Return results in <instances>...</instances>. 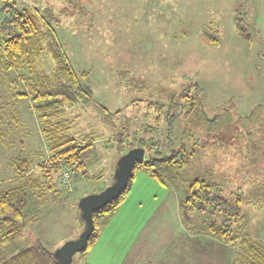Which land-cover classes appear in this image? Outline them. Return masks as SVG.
I'll return each instance as SVG.
<instances>
[{
	"label": "rangeland",
	"instance_id": "obj_1",
	"mask_svg": "<svg viewBox=\"0 0 264 264\" xmlns=\"http://www.w3.org/2000/svg\"><path fill=\"white\" fill-rule=\"evenodd\" d=\"M10 1L58 16L67 56L77 74L87 72L81 82L92 91L89 102L65 107L70 134L92 144L83 150L87 176L71 173L72 191L63 189L57 172L52 189H27L23 233L0 243V260L38 240L54 252L76 238L78 200L109 185L129 146L144 147L145 159L141 139L155 141L152 149L163 154L182 148L195 155L183 169L162 174L164 184L136 169L127 198L88 254L76 252L71 264H233L238 243L208 229L222 213L180 210L185 183L194 177L214 182L234 203L239 199L240 235L264 246V0H79L74 16L58 15L68 0ZM235 11L249 40L238 33ZM1 64L0 58V190L19 179L12 165L19 152L42 179L37 166L49 157L33 104L16 96L26 92L21 73ZM39 66L53 69L46 54ZM191 81L202 86L204 103L189 115L182 104L169 131L167 97ZM150 102L165 107L158 112ZM101 107L112 115L107 120Z\"/></svg>",
	"mask_w": 264,
	"mask_h": 264
},
{
	"label": "trees",
	"instance_id": "obj_2",
	"mask_svg": "<svg viewBox=\"0 0 264 264\" xmlns=\"http://www.w3.org/2000/svg\"><path fill=\"white\" fill-rule=\"evenodd\" d=\"M3 1L0 6L1 65L6 70L15 69L21 73L26 92L16 93V96L27 98L33 104L41 133L47 142L49 157L37 166L43 179L31 174L32 160L23 152H19L13 159V171L19 179L11 187L0 190V243L22 235L28 188L35 192L52 189L55 184L52 174L58 171L60 165L70 170L73 177L78 174L87 176L83 150L92 144L90 137H86L84 144L70 134L71 122L66 118L65 107L89 102L92 99V91L81 82L87 72L77 74L67 56L64 43L57 33L58 16L50 9L43 14L35 7L18 8L10 0ZM81 7L79 0H68L58 15L74 16ZM234 22L240 36L249 40L250 34L242 24L239 12L235 11ZM204 38L211 43L216 42L210 35H205ZM43 54L50 57L53 63L50 73L44 72L39 66ZM201 91L202 86L197 81L183 83L179 92L171 91L166 106L169 131L182 104L188 106L185 115H189L197 103H204L200 100ZM147 105L156 107L158 112L165 107L161 103L150 102ZM101 110L106 120L112 116L105 107H101ZM122 128L124 131L129 130V122L124 123ZM128 135L129 133H125L124 136ZM119 141L123 142L122 139ZM140 145H146L148 155L143 161L135 162L127 186L119 196L111 203L93 211L94 230L88 239L87 247L80 251L81 255L88 254L107 225L108 218L127 198L136 169L149 170L155 180L164 184L162 174L183 169L189 158L195 155L194 149L186 151L182 148L170 149L168 153L163 154L157 147L152 149V146H156L152 140L148 143L141 139ZM185 189L186 195L180 205L181 212L191 210L217 215L222 213L220 222H210L208 229L211 234L225 242L238 243L239 251L233 264H264V248L250 237L240 235L239 199L234 203L220 194L214 182L200 177L187 181ZM77 210L82 230L84 222L80 218L79 209ZM42 245L38 240L35 244L0 260V264H57L52 252Z\"/></svg>",
	"mask_w": 264,
	"mask_h": 264
},
{
	"label": "water",
	"instance_id": "obj_3",
	"mask_svg": "<svg viewBox=\"0 0 264 264\" xmlns=\"http://www.w3.org/2000/svg\"><path fill=\"white\" fill-rule=\"evenodd\" d=\"M145 148L132 147L116 160L112 181L97 193L82 196L78 202L80 218L84 222L83 229L76 238L69 239L61 247L52 252L57 264H71L72 257L87 247L88 239L94 230L93 211L111 203L126 188L135 162L144 160Z\"/></svg>",
	"mask_w": 264,
	"mask_h": 264
},
{
	"label": "built area",
	"instance_id": "obj_4",
	"mask_svg": "<svg viewBox=\"0 0 264 264\" xmlns=\"http://www.w3.org/2000/svg\"><path fill=\"white\" fill-rule=\"evenodd\" d=\"M57 173L61 178L63 189L68 192L72 191L71 172L64 165H60Z\"/></svg>",
	"mask_w": 264,
	"mask_h": 264
},
{
	"label": "crops",
	"instance_id": "obj_5",
	"mask_svg": "<svg viewBox=\"0 0 264 264\" xmlns=\"http://www.w3.org/2000/svg\"><path fill=\"white\" fill-rule=\"evenodd\" d=\"M114 167H115V165H114ZM113 169H114V168H113ZM113 169H112V170H113ZM111 174H112V173H111ZM249 237H250V236H249ZM250 238H251V237H250ZM253 240H254V239H253ZM255 241H256V240H255ZM256 242L258 243V241H256ZM260 245H261V243H260ZM261 246L264 248V246H263V245H261Z\"/></svg>",
	"mask_w": 264,
	"mask_h": 264
}]
</instances>
